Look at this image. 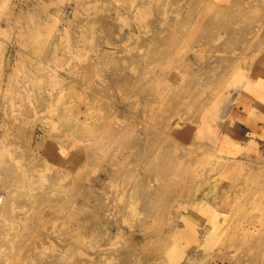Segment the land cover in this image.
<instances>
[{"label": "rangeland", "instance_id": "obj_1", "mask_svg": "<svg viewBox=\"0 0 264 264\" xmlns=\"http://www.w3.org/2000/svg\"><path fill=\"white\" fill-rule=\"evenodd\" d=\"M7 161L4 264H264V0H0Z\"/></svg>", "mask_w": 264, "mask_h": 264}, {"label": "bare ground", "instance_id": "obj_2", "mask_svg": "<svg viewBox=\"0 0 264 264\" xmlns=\"http://www.w3.org/2000/svg\"><path fill=\"white\" fill-rule=\"evenodd\" d=\"M172 35H173V33H172ZM27 95H33V90H30L29 92H27ZM82 124H83L82 122L78 123L76 125L78 127L74 128V130L79 131ZM181 130H182V126H179L177 128L176 134L181 133ZM195 160L197 162L199 161V159H195ZM171 161L167 160L166 166H170V168L175 167L176 162L173 159ZM12 162L13 161H7V163L3 162L2 164L0 163V177L3 176L0 178V185H3L5 187L18 186V190H16V191H19L20 193L26 192V193L22 194V197L25 196L24 208L27 207V210L23 216H20V218L16 219L15 216L20 215L21 211H22V209L20 208L19 205L15 206V207L14 206L12 207L10 205H5V206L0 205V264H4L1 251L7 250V249H12L15 245H17V250L19 252L25 253L28 255L33 254V188H32L33 186L23 187V186H21L23 183L22 179H20V180L18 179L19 181H14V180L11 181L5 177L8 174L10 175V172L7 170V168H8V166L10 168V164ZM162 167H165V165H162ZM159 172H160V170L158 169L157 173H159ZM27 182L30 184H33V175H31V174L28 175ZM6 190H7V194H8L10 192V190L9 189H6ZM22 200H23V198H22ZM137 201L141 205H146L147 204V197H145L143 195L142 197L137 198ZM193 205L196 206V208L198 209L199 205L197 204V202L191 204V207H193ZM15 219H16V222H15ZM134 221H136V220L134 219ZM15 224L18 225V228L16 231V237L11 234L12 226H14ZM156 242H157V245H163L164 244L163 236L161 235L158 238H156ZM85 252H84V254H85ZM81 253H82V251H81ZM84 254H82V255H84ZM102 256H103V254H102ZM25 263H26V261L23 260V264H25ZM82 263H84V262H82Z\"/></svg>", "mask_w": 264, "mask_h": 264}]
</instances>
